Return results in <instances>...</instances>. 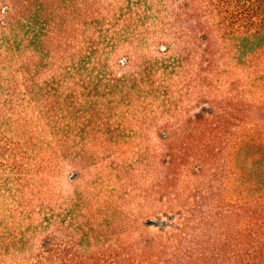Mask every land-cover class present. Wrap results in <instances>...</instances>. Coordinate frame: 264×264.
I'll use <instances>...</instances> for the list:
<instances>
[{
    "label": "trees",
    "instance_id": "16d2710c",
    "mask_svg": "<svg viewBox=\"0 0 264 264\" xmlns=\"http://www.w3.org/2000/svg\"><path fill=\"white\" fill-rule=\"evenodd\" d=\"M142 36L155 48L139 57L125 50L127 60L120 61L118 52L139 48ZM218 41L227 50L221 63L234 62L255 80L264 66V0H0V264H18L8 259L30 241L28 234L43 232L30 264H264L258 119L217 123L215 108L191 116L193 134L180 148L187 158L172 143L165 164L177 171L189 165L203 180L186 188L187 198L159 199L152 216H170L161 226L133 221L137 230L129 218H120L122 228L118 220L102 221L78 193L65 210L64 230L105 229L126 245L93 253L94 260H68L70 242L55 236L57 205L43 196L49 178L86 161L90 135L109 134L95 144L113 147V134L131 131L142 98L182 83L211 86V76L200 80L198 72L213 70ZM243 125L246 133L236 134ZM175 175L169 170L165 180ZM113 228L120 230L107 233Z\"/></svg>",
    "mask_w": 264,
    "mask_h": 264
},
{
    "label": "rangeland",
    "instance_id": "374dc122",
    "mask_svg": "<svg viewBox=\"0 0 264 264\" xmlns=\"http://www.w3.org/2000/svg\"><path fill=\"white\" fill-rule=\"evenodd\" d=\"M151 27L154 31L157 30V26L151 24ZM140 40L143 43L139 48L127 46L126 49L118 52L120 61L127 60L125 50L135 52L139 57L155 48L153 39L142 36ZM161 47L166 48V45ZM213 50L216 52V65L213 70L210 73L198 72L200 80L211 76L213 80L211 86L202 83L193 86L182 83L174 86L170 93L161 92L156 97L142 98L140 103L133 107V111L140 109L141 112L132 115L135 116L132 130L129 129L123 132L124 134H113V139L117 142L113 147L95 144L98 140L104 141L109 134L102 139L90 135L91 139L84 146L85 159L82 160L86 161L66 166L59 178H49L43 196L54 199V205H57L55 220L61 225L56 224L54 227L55 236L60 243L70 242L69 249L73 254L68 258L70 262H79L85 256L91 261L94 260L91 256L93 253L110 250L112 246H126L124 240L118 238L117 234L111 233L107 236L105 229L95 233L93 231L89 235L80 234L74 226L64 230L63 218L70 222V214L66 215L65 210L71 206L72 200L78 193L86 195L93 214L102 221L111 218L118 220L117 224L120 226L119 220L124 217L129 218L131 228L137 229V225L145 222L150 224V220H154L153 226H161L169 221L170 216H152L160 210L159 199L187 198L186 188L195 187L203 180V177L195 174V170L189 165L181 169L177 168V171L165 164L166 156L170 151L169 145L172 143L177 148L175 150L177 156L181 157V160L183 158L182 161L187 158V152H181L180 148L184 142H188L190 134H193L190 125L191 116L215 108L221 114L217 123H228L236 117L245 119L250 117L264 124V78L262 77L264 66L252 81L247 75L246 68L239 67L234 62L221 63L223 53L227 50L220 41L215 42ZM143 63V60H139L136 66ZM253 70L256 75L260 68ZM127 71L130 72V68ZM234 80L237 81L235 85L232 84ZM246 127L248 126L243 125L237 129L239 131L236 134H245V129L249 128ZM257 130L262 131L261 128H256L255 131ZM218 133L216 131L213 134ZM231 150L232 148H227L224 153L229 156ZM95 152H101V157L100 155L96 157ZM169 170L176 174L171 182L165 180ZM38 217L34 216L33 221L37 222ZM80 221L78 220L77 223ZM133 221L136 222V226L132 225ZM119 230L113 228L107 233ZM156 230V227L149 229L150 232ZM47 234L46 232L34 236L32 233L28 234L30 241L22 243L26 250L20 249L14 257L8 259V262L30 264L34 250L40 246L42 238ZM137 236V231L134 229L131 237L135 239ZM77 245L79 247H75ZM76 252L79 254H75Z\"/></svg>",
    "mask_w": 264,
    "mask_h": 264
},
{
    "label": "water",
    "instance_id": "95a60500",
    "mask_svg": "<svg viewBox=\"0 0 264 264\" xmlns=\"http://www.w3.org/2000/svg\"><path fill=\"white\" fill-rule=\"evenodd\" d=\"M150 224H154V220H150V222H149Z\"/></svg>",
    "mask_w": 264,
    "mask_h": 264
}]
</instances>
